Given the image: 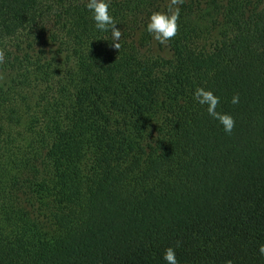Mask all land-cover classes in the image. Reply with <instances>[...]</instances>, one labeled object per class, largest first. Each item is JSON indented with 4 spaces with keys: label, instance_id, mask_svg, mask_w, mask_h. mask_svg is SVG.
I'll return each mask as SVG.
<instances>
[{
    "label": "trees",
    "instance_id": "trees-1",
    "mask_svg": "<svg viewBox=\"0 0 264 264\" xmlns=\"http://www.w3.org/2000/svg\"><path fill=\"white\" fill-rule=\"evenodd\" d=\"M168 2L0 0V264H264V0Z\"/></svg>",
    "mask_w": 264,
    "mask_h": 264
},
{
    "label": "clouds",
    "instance_id": "clouds-1",
    "mask_svg": "<svg viewBox=\"0 0 264 264\" xmlns=\"http://www.w3.org/2000/svg\"><path fill=\"white\" fill-rule=\"evenodd\" d=\"M183 3L184 0H169L165 11H153L149 15L145 30L154 41L166 45L177 34L180 5ZM110 5L111 0H86L85 8L93 22L94 29L101 33H110L111 47L119 49L122 32L116 27L117 23L110 14ZM4 59V52L0 51V63H3ZM192 97L198 105L205 109L210 118L217 121L225 134L232 133L235 120L232 115L217 111V106L220 103L219 96L212 90L196 87ZM239 101V95H233L230 103L236 105ZM176 247H179V244ZM258 253L264 257V244L258 246ZM161 258L165 264H179L173 247L166 248Z\"/></svg>",
    "mask_w": 264,
    "mask_h": 264
},
{
    "label": "rangeland",
    "instance_id": "rangeland-1",
    "mask_svg": "<svg viewBox=\"0 0 264 264\" xmlns=\"http://www.w3.org/2000/svg\"><path fill=\"white\" fill-rule=\"evenodd\" d=\"M152 53L155 54L154 51H151V54H152ZM3 82H4L3 78L0 77V87H1V85L3 84Z\"/></svg>",
    "mask_w": 264,
    "mask_h": 264
}]
</instances>
